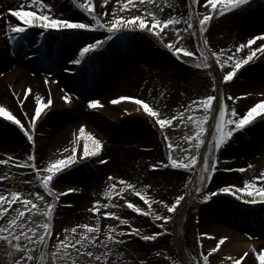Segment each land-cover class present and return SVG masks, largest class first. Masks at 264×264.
Here are the masks:
<instances>
[{
	"label": "snow or ice",
	"instance_id": "obj_1",
	"mask_svg": "<svg viewBox=\"0 0 264 264\" xmlns=\"http://www.w3.org/2000/svg\"><path fill=\"white\" fill-rule=\"evenodd\" d=\"M254 2L255 0H187V7L190 11H188L185 17L179 12L176 14H166V8H176V0H160L159 3L157 0H115L116 7H111L110 10L103 7L110 5V0H99L100 13L97 12V0H74L76 6L91 18L88 21H84L66 18L62 14H57L54 10V0H28L29 10H24L23 5L19 9L8 10L13 12L18 21H22L23 23L13 22L9 19L6 35L9 40L16 41L17 38L23 39L33 29L40 30L38 33L40 37L51 35L52 32L62 33L105 29L109 34L105 40H95L94 42L84 44L83 47L79 48L78 56L69 61L70 64H80L87 55L103 48V45L110 41L112 36L117 33L125 31L147 32L155 36L181 60H184L185 57H195V59L188 62L198 69H211L213 67L211 63L212 58H215V63L224 72L223 81L229 82L237 77L245 65L257 57V53L264 54V44L251 48L246 56L235 57L234 55H227L225 58L226 49L220 48L218 51L214 50L210 45L208 36L205 34L209 32L213 19L234 10L250 7ZM196 5H201L203 11L198 10L195 7ZM3 15V13H0V16ZM104 17L108 18L105 19ZM197 23L198 27L196 26ZM180 24L185 25V27H179ZM168 29H171L175 34L174 38H167ZM192 38H196V46L199 49L198 55L189 44ZM260 39H264V33L249 38L247 44L240 43L235 47V51L239 52ZM200 41H202V44ZM66 71H71V69H66ZM209 75H212L211 72H209ZM216 79L212 75L213 83L211 84V88L213 91L217 90ZM45 82L51 83V80L46 77ZM32 93L33 89L29 86L26 92L23 93V99H20L19 96L17 97V99H20L21 107H24L25 101L29 98V94ZM242 95L247 96L248 93H243ZM160 96H164V92H161ZM62 98L65 102H71V96L67 93ZM240 99V96L229 95L227 100H225L217 95L208 94L197 100H192L189 108L179 111L176 116L171 118L164 116L157 107L151 106L149 102L141 97L122 95L111 100L112 104H118L122 101L134 102L139 106L136 111L142 110L155 118L161 129H166L168 126L179 128L181 125L187 126L188 123L195 125L194 133L185 132L180 137L181 140L187 142V147L180 143H174L171 137L168 136L167 131H165L164 135L169 149L168 162L160 160L151 165L152 169L171 167L174 169H186L193 173V175L188 176L187 182L184 184L186 189L191 186L192 191L178 195L172 203H168L162 199L158 201L169 213H176L178 206L185 201V197L193 195V192L196 194L194 196L195 199H201L205 202L213 200L218 194H225L244 201L249 205L264 208V183H258V181L264 182V172L245 180L242 186L224 184L215 190L207 187L218 171V165L220 164L218 154L221 150L236 138V133L242 134L243 131L247 130L246 126L251 125L257 116L264 118V115H262L264 114V100L254 104L245 114H240L235 106H231L228 103V100L239 101ZM214 102L218 104V117L215 115L217 107L214 106ZM52 105V98H46L39 93H35L34 117L30 116L27 110L24 113L25 116H29L28 124L30 128L21 119L13 115L12 111L7 107L0 105V117H5L7 120L18 125L33 145L31 154L27 159L19 163L35 170L37 179L48 196L51 197L49 200L45 198V195L36 192L35 198H32L31 194H25L19 190L0 193V219H3L10 209L12 210L7 223L0 224V241H5L11 249V251L7 252V255L12 258V264H31L33 261L36 264H45L48 256L51 257L53 264H78L79 257L91 258L86 264H95V262L101 260H103L104 264H108L109 257L114 253V247L125 243L123 237H125L126 233L130 232L141 236L144 241H155L157 237L167 233L169 229L166 227V222L173 220V216L161 215L153 209V204L157 203V201L151 198L146 191L151 185H144L143 188L138 189L136 185L121 178L120 182L124 187L120 189L119 193L115 192L117 185L113 183L109 190L104 193L109 198L108 203H102V201L97 200L94 201V204L102 205L104 208H108L109 205L122 207V205L113 204L111 198L114 195L122 194L127 189H131L136 196L141 197L145 201L147 209L132 201L127 202L128 208L134 210L137 214L151 217L154 222L164 221L165 223H160L159 225L163 229V232L145 234L143 228L133 225L135 217L124 218L117 212L107 211L103 212L102 215L114 217L119 221L120 225L132 226L129 229H123L118 225L109 224L108 231L104 239L101 240L99 237L102 229L100 221L97 219L94 225L85 223L83 225L72 226L71 228H63L64 237H57L55 244H51V239L55 235L53 219L61 196L66 195L68 192L81 191L79 188H68L66 192H58L53 187L54 179H58L57 174L77 163H83L93 158H97L101 164H106L109 159L102 156L104 142L92 132L86 131L85 125H81L78 130V136L73 141V147L61 150L63 153H68L67 156H61L50 161L45 168L38 167V156L35 148L37 121L42 117V113ZM88 107L95 110L103 108L104 104L99 99H90ZM201 108L203 109V113L198 114L196 109ZM124 111L131 114V110L128 108H125ZM189 112L192 115L185 120L186 113ZM177 119L178 123L174 124L173 121ZM206 133L207 136L205 135ZM81 140H83L82 157L78 156ZM11 159V156L8 159H0V164L8 165ZM245 170V168L239 169L240 172H244ZM9 179L10 176L7 174L0 175V181ZM109 179L113 178L110 176ZM23 182L31 183V181L27 180ZM16 204L20 206L13 208V205ZM89 210L94 213L101 212L100 207H92ZM37 216L46 217V219H37ZM80 228L85 229V231H78ZM200 236L201 249L204 246L203 237L216 238L213 233L209 232H202ZM227 239L228 237H220L218 243L209 251H201L200 255L203 257V264H210L212 254L217 252ZM22 241H26L27 243H22ZM97 245L106 249L104 254H96L94 249ZM109 245H112V247ZM50 248L54 250L49 252ZM37 251L38 255H36ZM73 251L77 254L76 256L72 255ZM17 254H19L18 257ZM115 254L117 256L123 255L122 253ZM244 255L247 256L248 253ZM256 255L259 264H264V251H257ZM228 259L232 260L233 264H241L243 257L234 259L229 256ZM121 264H125V262L122 261ZM196 264H200V261L197 260Z\"/></svg>",
	"mask_w": 264,
	"mask_h": 264
},
{
	"label": "bare ground",
	"instance_id": "obj_2",
	"mask_svg": "<svg viewBox=\"0 0 264 264\" xmlns=\"http://www.w3.org/2000/svg\"><path fill=\"white\" fill-rule=\"evenodd\" d=\"M54 2L55 4L56 2L60 3L57 8L61 12L69 14L74 20L88 21L91 19L82 9L76 6L74 0H54ZM97 3V12L100 13L99 0H97ZM18 5H25L27 8H24V10H29L28 0H0V13L4 14L0 16V51L6 50L5 55L0 52V105H4L12 111L13 115L21 119L25 110L30 116L34 117L35 93L53 99V105L46 109L42 113V117L37 121L35 148L38 156V166H44L54 159L65 156L67 153H63L61 150L68 148V144L72 143V137L73 140L77 138L81 125H85L86 131L92 132L104 142L102 156L109 158L106 164H101L97 158H93L84 161L86 163H79L81 164L79 171L71 170L72 172L60 175L56 180L59 188L66 186V180L68 182H76L83 191L81 195L76 194V196L79 195L77 196L78 199H68V203L76 202L74 206H66L67 208L73 206L70 210L68 221L85 220L90 222L91 217L89 213H86L84 205L90 201V197L94 198V201H102V191L109 189L111 186L110 182L114 181L115 177L118 178V176L122 175L125 168H128L130 164L135 166L144 165L153 157L150 151L143 152L139 151L138 148L145 141L151 142L150 139L153 138L151 130L145 124L146 122L144 123L142 120L148 119L152 121V119L144 111H136L139 106L132 101L112 104L111 100L122 95L132 97H145L147 95L146 86L148 88L150 83H148L149 79H145L147 78L145 62L147 63L153 58H157V56L164 58L163 55H166L172 60L194 66L188 61L195 59V57H185L184 60H181L155 36L147 32L125 31L113 35L112 39L103 45V48L87 55L80 64H70L69 61L78 56L79 48L88 43L84 42L85 39H87L86 41L90 40L89 43L95 40L103 41L109 35L107 31L101 28L93 31L55 32L52 33L55 35L54 37L53 35H46V37L38 35L35 39L36 29V31L30 30L23 39L17 38L16 41H11L6 35L9 19L21 24L23 22L18 21L13 12L8 10L19 9ZM103 7L109 10L111 7H116L115 0H110V5ZM195 7L197 8V5ZM104 18L107 19L108 17ZM259 19H264V17L260 16ZM196 26L198 27V23ZM255 26L264 30V21L257 23ZM248 29L250 31L252 28ZM262 33L264 31L260 34ZM240 36L235 34L236 39H239ZM73 43L74 46L78 43L79 47L72 49ZM148 43H150V47H148ZM200 43L202 44V41ZM114 48L118 49L116 53L111 52ZM27 49H30L28 51H34L30 53L34 55L32 57L34 64H31L29 59L24 61L16 55L18 54L17 52ZM260 57L258 60L253 59L250 61L246 65V69L240 73L243 81L252 82L250 84L251 88H243L234 94V96L241 97L239 101L235 100L233 104L238 109V112L243 107L249 106L248 103L250 102L254 101V104H256L264 100V95H262L264 93V84H259L257 87L255 85L257 77L249 72L250 68H254L253 71L255 69H263L264 54ZM211 63L213 64L212 68H219L214 58H212ZM66 69H71V71H66ZM86 71L93 72V74L87 78L84 76ZM46 77L51 80V83L45 82ZM90 79L93 80L91 85L89 84L90 81H88ZM220 83H222V78ZM29 86L32 87L33 93L29 94L24 107H21L20 99L24 98L23 93L26 92ZM91 86H93L92 90L99 89V87L102 89L99 93L100 95L93 97V99L101 100L104 104L103 108L94 110L88 107L90 99L86 95ZM65 93L71 96V102H66L62 111L57 107V98L59 96L63 97ZM243 93H248L247 97L243 96ZM213 94L217 95V92L215 91ZM18 96L20 99H17ZM215 103L217 104V102ZM253 105H250L247 110ZM125 108L130 109L131 114L126 113L124 111ZM60 111L63 114L65 112V116L60 117ZM48 116L55 118L58 121H56L57 124L47 125ZM23 118L28 123L29 116L24 115ZM21 121L23 122L22 119ZM262 124L264 125V118L257 116L250 126H246L247 130L243 131L242 134H235L236 138L233 141L235 142L233 145L236 144L235 146L239 148V152H242L235 159L239 164L252 166L257 163L255 161L260 157H263L264 161V152L260 156L257 155V157L252 151L244 152V150L250 148L247 143L251 142V140H255L256 143L264 141V133L258 129L263 126ZM44 125L49 126V128L45 129ZM28 127L30 128V125ZM94 130L96 131L94 132ZM114 133H117V138H115L116 135H113ZM112 137L116 139L115 142ZM24 138H27V135L18 125L5 117H0V159H8L9 156L16 160L22 159L24 156L27 158L32 152L33 145L28 139H26L28 144L25 143ZM81 146L83 148V140H81ZM262 146H264V143ZM92 165L96 166L95 172L86 169V167L89 168L88 166ZM109 171L111 174H109ZM262 171H264V162L252 174L259 175ZM252 174L244 180L251 179L253 177ZM110 176L113 179H109ZM221 182L219 186L231 183L238 185L239 183L236 182V178L229 177ZM9 187L11 186L9 185ZM9 187L0 182V193L9 192ZM188 191H192V189ZM195 195L193 192V195L186 196L185 201L178 206L180 212L174 228L179 226V222L184 217L187 207L192 205L202 218L201 225L207 224H204L206 229L216 237L215 239L211 238V241L215 242L213 244L216 245L220 237H228L225 240L227 242L220 246L223 248L220 254L229 248L231 255L237 258L243 257L245 264H259L256 252L264 251V208L249 205L244 201L225 194H218L217 197L208 202L195 199ZM216 203H227L228 212L222 211L221 213L218 212L219 214H214L215 211L213 212L209 207ZM62 208V202H58L56 214L64 213ZM11 213L12 210L10 209L9 213L5 214L4 217L7 220L10 219ZM251 232H258L255 234V236H258L255 239H262L260 242L263 243L262 246L259 242L257 247L253 246L251 248L248 245V240H253L250 235ZM207 244L211 246L212 242H207ZM245 253H248V255L245 256ZM185 264H187L186 258Z\"/></svg>",
	"mask_w": 264,
	"mask_h": 264
},
{
	"label": "rangeland",
	"instance_id": "obj_3",
	"mask_svg": "<svg viewBox=\"0 0 264 264\" xmlns=\"http://www.w3.org/2000/svg\"><path fill=\"white\" fill-rule=\"evenodd\" d=\"M66 1V0H65ZM159 3L160 0H157ZM60 4L56 2L55 4V12L57 14H62L66 18L73 19L69 14H66L65 12H61L57 7V5ZM262 4V5H261ZM19 8H21L22 5H18ZM15 7V6H13ZM122 7V5H121ZM27 8V6L23 5V9ZM18 9V8H17ZM197 9L200 11H203V7L201 5H197ZM136 11V10H133ZM188 11L190 9L187 7V0H176V8L175 9H168L166 8V14H176L179 12L180 14H183L185 17L187 16ZM264 13V0H255V2L250 6L246 7L242 10H234L233 12L225 13L223 16H219L215 19H213L211 23V27L208 33L205 35L208 36L210 45L212 48L216 51H218L220 48L226 49V56L227 55H234L235 57H242L246 56L248 51L251 48H256L261 44H264V39L256 40L252 45L246 47L245 49L236 52L235 47L238 46L240 43L247 44V41L249 38L260 35V33L264 30L261 28L255 26L257 23H260L264 21V19H259L260 16H263ZM179 27L183 28L185 25L180 24ZM248 28H252L250 31ZM254 28V29H253ZM39 29L34 34V38L36 39L38 37ZM168 37L167 38H174L175 34L171 31V29H168ZM249 31V32H248ZM248 32V34H247ZM55 33V32H52ZM53 37L55 36L52 34ZM235 34L241 35L239 39L235 38ZM85 39L84 42H88ZM189 44L193 51L198 52L197 48V41L196 38H192L189 41ZM79 47L78 43H73L72 49H77ZM148 47H150V43H148ZM9 48V47H8ZM120 48V47H117ZM23 50L17 52V56H19L22 60L26 61L30 57H32L30 53L34 51H28ZM113 50V51H112ZM111 52L116 53L118 49L114 48ZM231 50V51H228ZM2 55L6 54V50L0 51ZM145 52V51H143ZM15 54V52H14ZM157 56V58H153L149 62H145V67L147 68L146 77L145 79H149L150 84H148V88L146 86V94L145 97H141L145 99L151 106L157 107L164 116L171 118L173 116H176L179 111H183L186 108L190 107V102L192 100H197L200 97L206 96L208 94H213L215 91L211 88L212 81V75H214L217 79L215 83L217 84V90H219V95L221 98L227 100V97L229 95L234 96L235 92H238L239 90L243 88H251V82L243 81V78L240 76V73L243 72L246 68V65L243 69H241L240 73L235 77L232 81L224 82L222 79V83L219 84L220 79L223 77L224 72L220 70V68L215 69H198L195 66L188 65L186 63H180L178 61H175L174 59H170L166 55ZM262 56L261 53H257V57L254 58L255 60L260 59ZM125 58V57H124ZM163 58V59H162ZM215 59V58H214ZM31 64H34V59H29ZM234 62V61H233ZM228 67V66H226ZM252 67V66H251ZM263 69H255L253 71L252 68H250L249 72L252 73L257 77V81L255 85L258 87L259 84H264V67ZM252 69V70H251ZM230 70V67H229ZM209 72H211L212 75H209ZM93 74V72H84V76L89 78V76ZM220 75V76H219ZM90 81L89 84L91 85L93 80ZM255 86V88H256ZM92 87H89V90L87 91V98L93 99V97L100 95L101 88L96 90H92ZM254 88V86H252ZM148 89V90H147ZM254 91V90H251ZM164 92V96H160V93ZM214 95V94H213ZM140 97V96H139ZM247 97V96H246ZM250 98V97H248ZM58 104L57 107L60 108L62 111L65 107V101L64 99L59 96L58 98ZM235 100H228V103L233 106ZM249 106L254 104L253 102L248 103ZM214 106H216L214 102ZM248 105L243 107L239 113L243 114L247 111ZM217 107V106H216ZM246 109V110H244ZM196 112L198 114L203 113V109H196ZM192 113H186L185 120L188 119L189 116H191ZM215 115L218 117V108ZM60 117L65 116V112L60 111L59 113ZM24 115H22L21 119L25 123V125L28 127V123L23 118ZM152 121H149L148 119H142L144 123L147 125V127L151 130V134L153 135V138L150 139L151 142H144L142 145H139V151H145V152H151L153 154V157L146 162L144 165L141 166H135L131 165L128 166V168H125V171L122 175L115 177L114 181L110 182V185L115 183L117 185L115 192L119 193L120 189L124 187V185L120 182L121 178L123 180L128 181L129 183H132L136 185L138 189L143 188L144 185H151L150 188L146 189L148 195L155 199L157 203L153 204V209L156 212H159L161 215H172L173 220L166 222V227L169 229L167 233H165L163 236L157 237L155 241H144L141 236H137L135 234H132L130 232L126 233L125 237L123 239L125 240V243L123 245H116L114 247V253L109 257L108 264H121V262H125V264H183L182 260L179 256L178 249L174 245L173 242V235H174V226L177 221L178 214L180 212L179 208L176 213H169L166 208H164L162 205L158 203L159 200H165L168 203H172L175 201V198L178 195L183 194L184 192H187L189 189H192L191 186L186 189L184 187V184L187 182L188 176L193 175V173L189 172L186 169H174V168H160V169H152L151 165L153 163H156L160 160H164L166 163L167 156L169 149L167 147V141L165 139V131H167L168 136L171 137L174 143H180L185 145L187 147V142L180 139V137L185 133L188 132L190 134L194 133L195 131V125L193 123H188L187 126L181 125L179 128H173L171 126H168L166 129H161L159 127L158 122L155 121V118L149 116ZM179 119V118H178ZM178 119L176 121H173L174 124L178 123ZM57 120L55 118H51V116H48V123L47 125H53L57 124ZM69 121V119H68ZM136 123V122H134ZM263 125V124H262ZM46 125H44V128H49ZM130 126V124H129ZM250 126V125H249ZM120 128V127H119ZM259 130H262V133H264V125L260 126L258 128ZM257 129V130H258ZM123 130V129H122ZM96 130H94L95 132ZM117 133H114L113 135H116ZM112 135V136H113ZM118 135H116L115 138H117ZM114 142L115 138L112 137ZM27 138H24L25 143H27ZM72 143L70 142L68 144V148L71 149L73 147V137ZM234 141V140H233ZM231 142L227 147H224L221 152L218 154L220 157V164L218 165V171L215 174L212 182L207 185L209 189H214L219 186L221 181H225L227 177L229 178H236V182H239L238 185H243V182L245 181L247 176H250L255 169H257L259 166L262 165L263 157L257 158V160L252 166L249 167V165H241L238 162H236L235 159H237L238 155H241V151L239 152V148L233 145L235 142ZM264 141L256 143L255 140H251V142L247 143L250 148L244 150V152L248 153L249 151H252L257 155L260 156L262 152H264V146H262ZM28 144V143H27ZM243 145V144H242ZM68 153L65 155L67 156ZM78 156L82 157V146L80 141V150L78 151ZM27 159L25 156L22 159H11L8 165H2L0 164V175H9L10 179L3 182L5 185L11 187L10 190H19L22 191L25 194H31L32 198H35V193L40 192L41 194L45 195L46 199H51L50 196H48L47 192L43 189L42 185L40 184L39 180L36 177L35 170L30 169L28 167L23 166L21 163L23 160ZM16 160V161H15ZM47 166H38L41 168H45ZM81 164L77 163L76 165L69 167L65 170H62L61 173L57 174L58 177L63 174H67L72 171H79ZM86 167L87 170L91 172H95L96 166H88ZM240 168H245L246 170L244 172H240ZM74 169V170H73ZM230 169V170H226ZM72 170V171H71ZM264 172V171H262ZM261 172V173H262ZM109 174L111 172L109 171ZM119 175V173H117ZM253 176H258L257 174H252ZM260 175V174H259ZM31 181V183H24L23 181ZM57 179H54L53 181V187L58 192H66L68 188H79V184L76 182H66V186H63L61 188L57 187L58 182ZM258 183H264L258 181ZM232 184V183H231ZM109 189H105L102 191L101 199L102 203H108V197L104 195L106 191ZM76 192V193H75ZM76 194H83V191H73L68 192L66 195L61 196V200L59 202H62L63 206L73 205L76 202H70L68 203L69 198H77ZM78 199V198H77ZM112 202L115 205H122V207H113L112 205H109L108 208L102 207V205H95L94 204V198L90 197V201L87 202L85 205L86 207V213H89L91 220L90 222H87L85 220H79L76 222H69L68 216L70 213L71 208L63 207L64 213L55 214L53 223H54V233L55 235L51 239V244H55L56 238H63L65 233L63 232V228L68 227L71 228L75 225H83L85 223L88 224H95L97 219L100 221L101 226V234L100 238L101 240L104 239V236L106 235L108 231V225L114 224L118 225L120 228L123 229H129L132 225H120L119 221L116 220L114 217H108L103 216V212L107 211H113L117 212L119 215H121L124 218H133V225L137 227H141L144 229L145 234H151L153 232H163V229L159 227L160 223H165L164 221H153L151 217L149 216H143L141 214L135 213L134 210L128 208L127 202L132 201L134 203L140 204V206L147 209V204L141 197H138L131 191V189H127L122 194L114 195L112 198ZM42 203V202H41ZM227 203H216L212 204L209 208L213 210L214 214H219L218 212H228ZM20 206L19 204L13 205V208ZM92 207H100L101 212L100 213H94L91 212L89 209ZM197 210L193 208L192 205H189L187 207V210L184 214V217L182 218L178 230L177 235L184 247L186 257L188 264H196V261L199 260L200 264H203V257L200 255L201 251L207 252L212 247L215 246L214 241H211V238L205 236L203 237L204 240V246L203 249H201L200 246V240L201 236L200 234L202 232H209V230L206 229L205 225H201L202 218L197 214ZM217 211V213H216ZM37 219H46V217L37 216ZM7 219L4 217L3 219H0V224H6ZM68 221V222H67ZM94 221V222H93ZM93 222V223H92ZM79 231H85V229L80 228ZM245 230V229H244ZM210 233V232H209ZM258 233V232H256ZM255 232H251L250 235L253 240H248L249 246L252 248L253 246L257 247L258 244L261 242L262 239L258 240L255 239L258 236ZM207 242H212V245L209 246ZM227 242V241H225ZM259 242V243H258ZM22 243H27L26 241H22ZM262 246L263 243H260ZM112 247V245H109ZM52 248L49 249V252H51ZM223 248L220 247L217 252L213 253L210 257V264H233L232 260H229L228 257L231 256L234 259H239L237 257H234L231 255V250L227 248L226 251H224L222 254ZM11 251L9 246L5 241H0V264H12V258H10L7 255V252ZM97 255H102L105 253L106 249L97 245L94 249ZM115 253H122V256H117ZM38 251L36 255H38ZM19 254H17L18 257ZM46 255H48L46 253ZM73 256H76L77 254L75 251L72 253ZM91 258L87 257H79L78 264H86L88 260ZM31 264H36L35 261L31 262ZM45 264H53V261L50 256H48V259L46 260ZM95 264H104L103 260L99 262H95ZM241 264H245L243 262V259H241Z\"/></svg>",
	"mask_w": 264,
	"mask_h": 264
}]
</instances>
